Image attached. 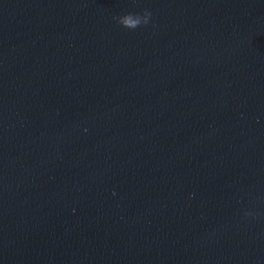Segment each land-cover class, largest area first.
I'll return each instance as SVG.
<instances>
[{"label": "water", "instance_id": "obj_1", "mask_svg": "<svg viewBox=\"0 0 264 264\" xmlns=\"http://www.w3.org/2000/svg\"><path fill=\"white\" fill-rule=\"evenodd\" d=\"M0 264H264V0H0Z\"/></svg>", "mask_w": 264, "mask_h": 264}]
</instances>
